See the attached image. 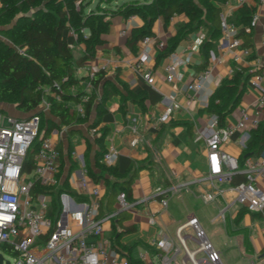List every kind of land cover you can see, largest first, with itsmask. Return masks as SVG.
I'll return each instance as SVG.
<instances>
[{"label": "crops", "instance_id": "crops-1", "mask_svg": "<svg viewBox=\"0 0 264 264\" xmlns=\"http://www.w3.org/2000/svg\"><path fill=\"white\" fill-rule=\"evenodd\" d=\"M247 3L255 5L260 15L251 30L249 44L254 54L264 60V5L257 6L255 0H247ZM218 5L221 6V13L233 18L242 4L240 0H228ZM185 20L184 14L173 16L169 22L159 18L153 26V32L171 43L169 40L177 34V25ZM141 25L143 20L136 15L126 19L118 15L111 17L109 32L104 35L106 42L98 48L94 58L79 66L75 61L84 54L85 46L76 43L73 32H67L74 56L72 64L75 77L81 79L90 76L105 66L107 78L115 82L123 93L126 91L118 79L126 82L135 92L145 91L146 99L143 109L137 100H123L120 93H112L106 102L107 111L95 127L89 123L64 125L50 111L45 112L51 114L48 119L57 125L47 137L54 140L61 153L59 182L49 190V195L51 198L58 197L62 215L67 219L69 211L79 209L82 203L89 200L91 188L100 187V216L106 218L101 239L110 250L133 262L160 263L161 250L157 241L167 235L180 248L176 254L178 263L193 264L177 238V229L191 216H195L208 239L220 252L218 264H264V257H261L264 252V224L261 215L246 210L241 220L236 222L240 209L244 207L234 202L235 194L229 187L234 183L231 181L215 185L208 176L210 165L205 137L212 129L208 126L211 113L206 107L216 88L227 77L228 57L222 64H213L211 55L206 59L203 54V45L189 47L200 29L181 39L167 55L160 56L162 50L153 44L148 65L153 70L154 82L149 84L133 67L136 54L126 45L131 30ZM122 29L126 30V34H120ZM213 48L215 52L211 51V54H218L217 41ZM175 58L179 62L173 80L169 81L166 77V64ZM210 66L211 75L205 87L200 91L189 89L188 84ZM243 67L253 71L251 63H245ZM88 81H81L82 90L91 92ZM172 91L176 95L170 119L160 122V116L169 103L164 100V96ZM257 97L258 92L248 79L240 102L228 115L226 123L235 122L239 117V106L250 105ZM68 104L70 111L76 110V101H69ZM96 106L94 102L90 121L96 117ZM0 109L18 117L32 114L5 102H0ZM261 122L264 123V113ZM45 129L46 126L43 132ZM104 129L106 135L101 140L99 137ZM242 135L241 131L236 132L223 148L240 161L242 156H259L244 154L250 136L242 138ZM111 148L119 153L116 165L120 172L128 170L127 176H130L135 171L131 198H128L133 205L127 210L118 208L117 196L112 204H107L109 186L106 177L112 183L124 180L109 175L103 165V153ZM99 151L101 153L98 156ZM261 155L264 156V149ZM80 157L89 170L98 176L96 180L90 177L89 190H84L78 184ZM259 185L264 189V180ZM208 193L213 194L214 198L207 199L205 196ZM164 198L167 199L166 206L161 203ZM186 231V243L194 248L197 244L194 232L191 228ZM245 234L250 243L249 249L246 248ZM87 239L93 241L98 237L89 234ZM197 258L200 264H211L205 260V253H199Z\"/></svg>", "mask_w": 264, "mask_h": 264}, {"label": "built area", "instance_id": "built-area-1", "mask_svg": "<svg viewBox=\"0 0 264 264\" xmlns=\"http://www.w3.org/2000/svg\"><path fill=\"white\" fill-rule=\"evenodd\" d=\"M255 1L257 6L264 5V0ZM240 3H247V0H240ZM259 17V12L256 11L250 22L252 27L257 24ZM220 32L217 40L218 54L212 52V63L222 64L228 57L229 77L241 70L245 63H251L254 72L249 81L257 90L258 97L250 105L239 106V117L233 123L221 126L216 114L211 113L209 116L208 126L212 131L205 137L210 165L208 176L216 185L231 182L236 173L243 172L246 179L229 186L235 194L234 202L249 212L259 213L264 224V189L259 185L264 180V156L246 157L241 162L223 148L236 132L241 131L242 138L248 137L250 129L261 123L264 113V60L256 56L250 46L244 45L242 38L238 36L237 24L225 13L220 14ZM120 34H126V30L122 29ZM206 39L207 33L201 28L189 47H201ZM153 44L163 50L167 41L155 34L145 35L140 40L138 53L132 62L135 70L149 84L154 82L153 70L148 65ZM178 62L175 58L166 64L167 80H173ZM102 68L105 69V66ZM210 75L211 66L201 71L188 84V88L202 90ZM88 88L92 89L90 80ZM89 93L90 91L85 90L81 100L77 102L75 109L79 114L85 112ZM52 95L56 100H61L60 93ZM175 95L172 91L164 96V100L169 103L160 116V122L170 119ZM50 107V101L44 99L39 110L49 112ZM66 107L69 108L68 103ZM41 121V112L35 111L30 117H18L0 109V253L4 257L3 264H143L121 257L102 241L103 222L106 218L100 216V187L91 188L89 200L82 203L79 209L69 211L67 219H64L63 212L56 219L49 215L51 196L45 191L36 190V186L48 188L59 182L61 153L52 138L42 137L34 154L33 169L23 170L30 147L42 136ZM118 158L117 150L111 148L103 153L102 161L110 166L116 164ZM79 172V186L89 190V168L81 157ZM205 197L214 198L211 193ZM117 201L120 210L130 209L133 205L124 190L118 193ZM161 203L166 206L167 199H162ZM187 228L194 232L197 242L194 248L186 243ZM89 234L98 239H87ZM177 238L193 264H200L197 258L199 253H205V260L209 263H219L220 252L208 239L197 217L191 216L178 227ZM157 245L161 250V261L158 264H179L176 254L180 248L167 235H163ZM7 255L9 259L6 258Z\"/></svg>", "mask_w": 264, "mask_h": 264}, {"label": "trees", "instance_id": "trees-1", "mask_svg": "<svg viewBox=\"0 0 264 264\" xmlns=\"http://www.w3.org/2000/svg\"><path fill=\"white\" fill-rule=\"evenodd\" d=\"M114 1V6L106 7L104 4ZM228 0H98L92 6L93 0H0V33L9 39L0 38V102L11 103L22 112H41L42 137H47L53 127L57 126L50 119L42 127L44 113L39 107L44 99L51 103L50 112L59 118L61 124L72 126L76 123H89L95 127L107 111L106 102L112 93H120L123 100L135 99L143 109L146 99L145 91L135 92L129 85L118 79L120 85L126 91L123 93L115 82L107 78V70L101 68L92 76L75 77L73 51L70 46L67 32H73L76 43L85 46L84 54L79 57L77 66L96 56L98 48L106 40L104 35L109 32L111 17L139 16L143 25L131 30L127 37L126 45L134 53L139 50V42L145 35L154 34L153 26L157 19L165 22L178 14H184L186 20L177 25V34L167 43L160 52V56L167 55L173 47L189 33L203 29L207 33V39L202 46V52L206 59L211 51L215 52L214 42L220 37L221 6ZM256 12V6L243 3L236 11L233 18H229L238 26V36L242 38L245 46H251L250 25ZM253 71L242 67L231 77L227 76L216 88L210 97L206 109L209 113L218 116L220 125H226L228 115L237 107L243 95L245 85L252 76ZM89 79L92 91L85 102L84 114L76 110L70 111L66 104L69 101L79 102L85 93L82 90L81 81ZM53 93H60L61 100H56ZM96 102V117L90 121V112L93 103ZM121 108L123 105L121 104ZM106 129L101 132L103 140ZM40 139L30 147L23 164V170L31 171L34 166V154L38 148ZM264 149V123L250 129V139L246 144L244 154L261 155ZM103 151V150H102ZM98 152V156L100 155ZM243 156L241 162L243 161ZM105 166L109 175L122 178L110 182L108 176L106 183L107 204H112L113 199L121 190H125L128 198H131V184L135 171L127 176L126 172H120L116 164ZM91 178L96 180L98 176L89 170ZM243 172L234 175L232 183L244 181ZM53 187L44 188L36 186V190L45 191ZM55 193V192H52ZM62 208L58 197L51 198L49 215L55 219L61 213ZM246 212V208L240 209L235 221L239 222ZM229 224L230 221L227 220ZM242 229H238L240 231ZM246 248H250L248 236L245 234ZM5 248V247H4Z\"/></svg>", "mask_w": 264, "mask_h": 264}, {"label": "rangeland", "instance_id": "rangeland-1", "mask_svg": "<svg viewBox=\"0 0 264 264\" xmlns=\"http://www.w3.org/2000/svg\"><path fill=\"white\" fill-rule=\"evenodd\" d=\"M98 0H93V3H92V6H94L95 5V3L97 2ZM119 1H122V0H119ZM114 1H111V2H109V3H105L104 5L106 6V7H109V6H114ZM0 38H2V39H4L5 41H9V39L7 38V37H5L3 34H1L0 33ZM51 116V114L50 113H48V114H44V116H43V122H42V127H44V125L48 122V117H50ZM90 118H91V116H90ZM6 258L7 259H9V256L7 255L6 256Z\"/></svg>", "mask_w": 264, "mask_h": 264}, {"label": "water", "instance_id": "water-1", "mask_svg": "<svg viewBox=\"0 0 264 264\" xmlns=\"http://www.w3.org/2000/svg\"><path fill=\"white\" fill-rule=\"evenodd\" d=\"M30 117V115L28 116ZM42 139V136L40 137V140ZM261 257H264V252L261 254ZM4 257L2 253H0V264H3ZM8 263V260L6 261Z\"/></svg>", "mask_w": 264, "mask_h": 264}]
</instances>
